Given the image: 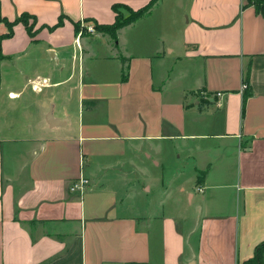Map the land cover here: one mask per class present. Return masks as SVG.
Segmentation results:
<instances>
[{"label": "crops", "instance_id": "1", "mask_svg": "<svg viewBox=\"0 0 264 264\" xmlns=\"http://www.w3.org/2000/svg\"><path fill=\"white\" fill-rule=\"evenodd\" d=\"M150 1L0 0V36L36 29L0 41V264H244L264 243V17L158 0L76 39Z\"/></svg>", "mask_w": 264, "mask_h": 264}, {"label": "trees", "instance_id": "2", "mask_svg": "<svg viewBox=\"0 0 264 264\" xmlns=\"http://www.w3.org/2000/svg\"><path fill=\"white\" fill-rule=\"evenodd\" d=\"M157 1L158 0H151L148 3V5H146L144 8L137 10V11H132L128 8L123 7L125 10H127V12H129V16L127 18H123V16L119 12L118 6H115L114 7V12L116 15L115 22L111 25H99V24L93 22L95 32L106 34L111 39L116 40L117 32L119 30H121L122 28L132 24L133 22H135L136 20L141 18L143 15L148 13L149 10L154 6V4ZM248 3L250 5H253L255 7V9L264 17V0H248ZM28 20H31L32 24H29ZM3 22L7 26L8 32L5 35L0 36V41L4 38L11 36L12 27L16 23H22L24 25L26 31L30 35V37H33L31 31H32V28L34 27L35 23H34V18L32 16L27 15V14H23L20 18L16 19L14 22L10 23V22L4 21V20H3ZM60 25H61V20L58 21V23L56 24L55 27H59ZM77 30H78V27L76 26V32H78ZM0 58H1V51H0ZM248 96H249V92L247 90H245L243 93V102H245V100L248 98ZM263 254H264V243H261L260 245H258L256 247L253 258L251 260L245 262L244 264H263V261H262Z\"/></svg>", "mask_w": 264, "mask_h": 264}, {"label": "rangeland", "instance_id": "3", "mask_svg": "<svg viewBox=\"0 0 264 264\" xmlns=\"http://www.w3.org/2000/svg\"><path fill=\"white\" fill-rule=\"evenodd\" d=\"M120 14L123 16V18H127L129 16V12H127V10H123V9L120 10ZM28 23L32 24V21L28 20ZM89 25L93 26V24H89ZM35 32H36V29H34V27H33L32 31H31L33 37L35 36ZM162 166H163V169L166 171L165 173L167 174L165 177H170V179H171V184H170L169 190H168V194L170 195V197H169L170 200L172 202H174V200L177 199V198H181L183 200L185 194L181 193L180 190H179L181 181L178 180L179 176H176V172L179 173L180 170H183L181 179L184 180L187 177V174H186V170L187 169L186 168L182 169V166L179 165V161L173 159V155L172 154L169 155L168 160L166 162L164 161ZM162 196H163V194H161V192H159L158 194H154V199L155 200L161 199ZM152 197L153 196H150L148 199L151 200ZM191 209L192 208H189V207L187 208L186 207V214L188 216L191 215Z\"/></svg>", "mask_w": 264, "mask_h": 264}, {"label": "built area", "instance_id": "4", "mask_svg": "<svg viewBox=\"0 0 264 264\" xmlns=\"http://www.w3.org/2000/svg\"><path fill=\"white\" fill-rule=\"evenodd\" d=\"M87 33V34H93L95 33V29H94V26L92 25H87L85 24L84 22L80 23L79 25V30H78V33H77V38L79 40V38L82 36L83 33ZM77 40V41H78ZM248 88L247 84L246 83H242V86H241V91H245L246 89ZM200 99H209L211 100V103L216 107V108H219L221 106V99H222V94L221 93H216V94H213V95H207L205 94L204 92H201V94L199 95ZM87 181L84 180V179H80L77 183H74L70 190L72 192L74 191H81L85 185H86ZM198 192H201L202 190L201 189H197Z\"/></svg>", "mask_w": 264, "mask_h": 264}, {"label": "water", "instance_id": "5", "mask_svg": "<svg viewBox=\"0 0 264 264\" xmlns=\"http://www.w3.org/2000/svg\"><path fill=\"white\" fill-rule=\"evenodd\" d=\"M48 122L50 125H52V120L50 118L48 119Z\"/></svg>", "mask_w": 264, "mask_h": 264}]
</instances>
